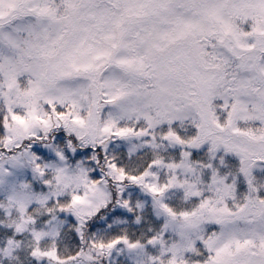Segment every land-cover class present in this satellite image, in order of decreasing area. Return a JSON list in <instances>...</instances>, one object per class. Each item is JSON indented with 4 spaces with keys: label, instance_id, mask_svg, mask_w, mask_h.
Segmentation results:
<instances>
[{
    "label": "snow or ice",
    "instance_id": "6c2138e0",
    "mask_svg": "<svg viewBox=\"0 0 264 264\" xmlns=\"http://www.w3.org/2000/svg\"><path fill=\"white\" fill-rule=\"evenodd\" d=\"M0 264H264V0H0Z\"/></svg>",
    "mask_w": 264,
    "mask_h": 264
}]
</instances>
